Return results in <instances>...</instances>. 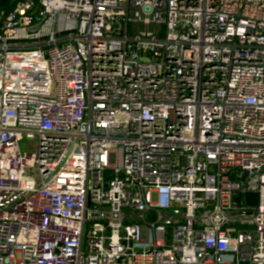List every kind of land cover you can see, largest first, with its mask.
Returning a JSON list of instances; mask_svg holds the SVG:
<instances>
[{"label":"built area","instance_id":"2783aa9c","mask_svg":"<svg viewBox=\"0 0 264 264\" xmlns=\"http://www.w3.org/2000/svg\"><path fill=\"white\" fill-rule=\"evenodd\" d=\"M0 264H264V0H9Z\"/></svg>","mask_w":264,"mask_h":264},{"label":"rangeland","instance_id":"374dc122","mask_svg":"<svg viewBox=\"0 0 264 264\" xmlns=\"http://www.w3.org/2000/svg\"><path fill=\"white\" fill-rule=\"evenodd\" d=\"M144 25L141 24V30H144ZM153 26L148 28L150 31H153ZM21 151L26 152V153H31V152H36L37 147L35 142H30V141H23L22 144L20 145Z\"/></svg>","mask_w":264,"mask_h":264},{"label":"water","instance_id":"95a60500","mask_svg":"<svg viewBox=\"0 0 264 264\" xmlns=\"http://www.w3.org/2000/svg\"><path fill=\"white\" fill-rule=\"evenodd\" d=\"M8 1H9V0H2V1L0 2V9L3 8V7H5ZM147 10H148V9H147Z\"/></svg>","mask_w":264,"mask_h":264},{"label":"crops","instance_id":"0c3cea01","mask_svg":"<svg viewBox=\"0 0 264 264\" xmlns=\"http://www.w3.org/2000/svg\"><path fill=\"white\" fill-rule=\"evenodd\" d=\"M1 1H2V0H0V2H1ZM7 4H8V2H7ZM7 4H6V5H7ZM3 8H4V7H3ZM1 9H2V8H1Z\"/></svg>","mask_w":264,"mask_h":264}]
</instances>
